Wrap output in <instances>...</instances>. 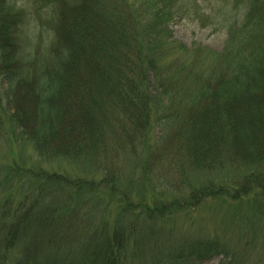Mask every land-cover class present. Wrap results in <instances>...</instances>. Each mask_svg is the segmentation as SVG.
Returning a JSON list of instances; mask_svg holds the SVG:
<instances>
[{
    "label": "trees",
    "instance_id": "obj_1",
    "mask_svg": "<svg viewBox=\"0 0 264 264\" xmlns=\"http://www.w3.org/2000/svg\"><path fill=\"white\" fill-rule=\"evenodd\" d=\"M178 1L35 0L36 12L50 7L49 30L41 24L35 36L24 32L13 0H0V140L16 137L41 160L66 158L101 173L96 181L15 168L21 188L28 182L18 198L0 197V264H128L158 239L160 219L204 199L264 202V0H235L223 48L206 54L173 38ZM168 154L187 171L233 169L239 177L232 188L210 181L150 205L120 189L125 161L149 165ZM88 193L103 214L114 211L111 220L86 216L75 225L65 217L60 235L27 238L51 221L48 209L63 215L75 197L73 215ZM141 220L155 222L152 230ZM169 248L152 264L246 259L217 239Z\"/></svg>",
    "mask_w": 264,
    "mask_h": 264
},
{
    "label": "rangeland",
    "instance_id": "obj_2",
    "mask_svg": "<svg viewBox=\"0 0 264 264\" xmlns=\"http://www.w3.org/2000/svg\"><path fill=\"white\" fill-rule=\"evenodd\" d=\"M34 1L13 0V6L16 12H23L24 32L26 29L28 32H34L36 36L40 32L41 24L43 29L49 30V25L45 23L44 13H47L46 9H50V7L45 8L46 11L36 12ZM5 5L13 9L11 3L7 2ZM177 7V15L170 22L169 27L176 41L188 47L199 44L205 48L201 54H206L205 50L220 51L223 48L226 40V19L236 15L235 0H179ZM203 58L205 57L202 56L200 59L205 63L207 59ZM0 89L3 92L2 85ZM159 133L157 131L152 140L159 136ZM18 166V171L39 169L46 173H57L72 179L89 178L98 181L101 178V173L96 168L91 169L92 166L73 160L66 158L41 160L29 142L9 136L6 142L0 140V197L9 194L18 198L21 189L28 182V180H24L23 188L19 185V178L23 176V171L20 172L21 174H15L17 172L15 168ZM4 169L13 171V174L9 175ZM120 172L121 179L118 183L120 189L131 192L149 205L154 198L167 200L173 196L180 198L178 195L188 193L191 186L208 184L210 181L214 184L227 183L226 187L232 188L239 177V172L233 169L210 173L187 171L186 167L184 168L178 161L173 160L170 154L160 156L158 161L150 162L149 165L135 159L125 161L121 165ZM89 197H92L90 193L87 194V205L81 207V211L74 212L73 215L72 208L76 207V204L79 205L75 201V197L74 201L71 200L67 204L66 207L69 210L62 212L63 215H57V211L53 213V208L48 209L51 210V214H47L51 221L41 227L33 228L32 232L35 235L33 238L30 236L27 238L34 241L39 239V235L41 238L60 235L61 232L55 231V229L61 227L60 230H62L69 223L64 224L65 217L70 220V224H75L73 221H79L77 224L83 223L86 216H90L93 220L100 219V215H103L107 220L113 218V210H110L112 214L109 210L103 214L100 207L97 209L93 207ZM59 205L62 203L60 202ZM139 218L142 219L140 216ZM142 222V220L139 221L140 225L148 229H151L152 224L155 223L144 225L145 223ZM50 223L51 225L48 226ZM46 231L59 233L46 235ZM158 231L159 233H157ZM153 232L156 233L155 238L158 239L154 242H146L143 247L145 248L144 252L142 254L140 252L141 257H138L139 254H137L134 256L137 258L128 264H152L162 254L169 252L170 246L179 244L182 240L193 243L213 239L233 247L240 257L246 258L244 264H264V202L255 204L252 199H249L233 203L217 199H204L195 207L181 210L168 219L158 220L153 226ZM170 239L176 242L173 244L171 241L167 242ZM156 243L158 244L157 249H152ZM18 256L19 253L16 252L11 255L12 258ZM222 260L220 255H214L203 260L185 258L180 261V264H220ZM163 264H172V262L164 261Z\"/></svg>",
    "mask_w": 264,
    "mask_h": 264
}]
</instances>
